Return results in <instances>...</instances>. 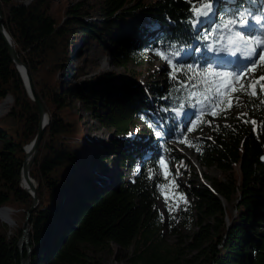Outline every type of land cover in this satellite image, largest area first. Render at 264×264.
<instances>
[{"label":"trees","instance_id":"obj_1","mask_svg":"<svg viewBox=\"0 0 264 264\" xmlns=\"http://www.w3.org/2000/svg\"><path fill=\"white\" fill-rule=\"evenodd\" d=\"M0 1L5 28L30 68L50 116L30 170L39 197L29 219L30 264H100L85 246L106 247L110 242L121 247L134 244L136 253L131 259L135 263L186 264L165 247L163 229L172 218L171 212L165 217L158 204L161 186L169 188L174 180L171 174L165 179L160 164L165 153L175 148L173 142L195 153L207 181L197 184L189 179L185 188L178 187L189 196L182 224L193 219L198 224L188 243L196 250V262L264 264V130H254L252 124L236 119L247 112L246 119H255L258 126L264 124V107H253L264 97L250 99L237 92L243 98L240 107L233 106L217 117L207 115L204 119L212 121L211 125L202 123L187 132L189 119L173 109L181 103L182 111L189 115L199 109L190 107L192 101L187 97L191 89L172 78L171 65L162 82L150 85L152 100L141 84L128 82V77L116 70L105 71L99 78L76 62L66 69L70 80H62L60 75L63 64L71 61L78 30L83 32L86 51L94 42L101 51L108 46L115 64L124 68L130 63L141 66L156 49L182 66H212L220 54L218 42L227 32L218 25L234 5L249 0H234L230 9L223 2L230 0H215L217 16L203 25L192 23L188 0H102L98 4L86 0ZM262 1L250 0L254 14L261 13ZM94 15L99 20L93 19ZM151 30L161 33L151 37ZM176 52L179 56L173 55ZM140 72L133 71L136 78ZM262 74L264 67L254 76ZM177 76L182 81L185 73ZM8 97H12L8 109L0 114V207L14 208L18 217L14 225L0 222V264H21L29 250L26 245L22 250L19 240L33 203L23 186L22 166L25 145L38 132L40 114L0 34V102ZM74 98L93 109L109 127V150L119 166L138 168L133 177L121 173L118 186L110 182L96 189L92 185L90 178L95 173L90 160L103 162L111 155L101 156L102 149L91 145ZM150 110L158 112L160 121L149 114ZM140 121L154 137L153 142L136 140L141 149L131 140L132 129ZM185 137L201 150L182 143ZM213 167L220 170L218 176L205 173ZM83 183L86 188L80 187ZM69 193L73 195L67 201Z\"/></svg>","mask_w":264,"mask_h":264},{"label":"rangeland","instance_id":"obj_2","mask_svg":"<svg viewBox=\"0 0 264 264\" xmlns=\"http://www.w3.org/2000/svg\"><path fill=\"white\" fill-rule=\"evenodd\" d=\"M24 1L28 2L29 0H24ZM86 1L98 4L102 0H86ZM233 1L234 0L223 1L225 8L230 9ZM250 6H252L251 3L245 1L244 7L249 8ZM259 6L261 7L260 9L264 8V1H262L259 4ZM215 8L216 6L214 3V10H216ZM261 11L262 14L260 16L264 17V10ZM93 19L99 20V16L94 15ZM140 20H145V19L144 17H140ZM249 23H254V21H251ZM155 30H153V32L151 30L148 34H150L151 37H153L161 33V30L159 31H155ZM232 30L236 31L239 29L233 27ZM255 34L260 35L261 33H255ZM229 35L230 33L227 31L225 35H223V39H221V41L218 42L219 50L232 47L228 41ZM82 39H83V32L81 30H78L77 37L74 38L76 42L73 43L71 48V52L73 51V49L75 52L73 51V54H71V61H66L63 64V69L60 73L62 80H70L69 79L70 73H67L66 69L71 65L73 66L76 62H79L81 65L85 67L89 75L97 74L99 78L101 77V75H103L102 73L105 71L116 70L120 72V74H125L128 77V82L141 84L144 87L145 91L147 92L148 98L150 100L154 98L152 89H150V85L155 81L162 82L163 78L165 77L164 75L165 71L168 70L169 72V64L165 59H161L156 53L152 52L150 53V58L147 59L141 66H136L133 63H130L129 68H124L122 66H117L115 64L111 49L108 48V46L105 47V51H101L100 49H98V47H96V42H94L91 44L89 50L86 51L87 47H85L86 44L82 43L81 41ZM85 52H88L89 54L86 55ZM223 53L229 54L230 52L222 51L221 54ZM238 55L242 56V53H238ZM219 56L215 57V59L218 61H216V63H212L213 68H217L218 71H234L239 68V62L237 60L233 64L236 66L230 67L227 66L226 64H222L221 57ZM140 70L141 72L138 78H136L133 71L135 72ZM87 78L88 76L85 79L87 80ZM234 95L239 96L240 103H242L243 101L242 96L236 93ZM3 102L4 101H1L0 104L1 103L3 104ZM73 105L74 108L82 114V118L86 125L87 133L91 141V145L95 148L102 149V152L99 153V155L101 156L111 155L107 159L103 160V162H100L99 161L100 159L92 158L90 160L95 173L93 177L90 178L92 180L91 181L92 185L94 184L96 189L102 188L103 185L106 184L104 180L105 176L108 177L109 182L115 183V185H117L121 173L124 176H128V178L133 177L134 173L136 172V170H138V168L119 166L120 164L116 160L115 154H112L111 150H109L110 149L109 127L105 125L102 119L96 117L95 111L93 109L86 108L83 102H81L77 98H74ZM7 107L5 105L4 108L0 110V114L6 111L8 109ZM100 110L105 111L103 108H100ZM238 110L239 109H237L236 112H238ZM149 114L153 116L157 121H160V116L156 110H150ZM145 127H146L145 124L142 121H140L139 125L132 129L131 140L133 141V145H136L139 149H141V146L139 145V143H137L136 140L153 142L154 139V137H152L151 135V132L149 130L147 131ZM203 132L207 133L208 130L205 128ZM173 144L175 145L176 150L175 148H170L168 152L165 153V155L163 156V159L167 162V172L174 176V180L172 181L175 182V185H178V187L182 186L185 188L186 183H189L188 181L189 179H191L190 181H194L197 184H200L202 182L204 183L207 182L203 174L204 168L200 164V162L196 159L195 153L192 150L182 147L180 144L176 142H173ZM143 152L147 153V151L145 150ZM105 170L109 173V175L106 173ZM161 173L163 174L165 173V169L162 165H161ZM205 173H208L210 176H218L220 174V170L216 167H213L209 170H205ZM112 174L115 176V177L113 176L114 178H110ZM97 175L100 177L101 180H103L102 184H99L98 180H96V178L98 177ZM80 187L86 188L87 185L83 183V185H81ZM178 187L171 185L167 189L166 194L168 195L169 200L167 201L165 200L164 190L158 197V204L161 208V212L164 214L165 217H168V212H171V218H172V222L166 228L163 229V242L165 244V247L170 248L173 254H177V256L180 259H183L186 262V264H198L196 262V257H195L196 250H193L188 246V243L191 238V234L197 228L198 224L196 223L195 219L189 221L188 223L182 224V218H183L182 210L185 208V205L189 202V196L187 195V193H185L184 190L182 191ZM72 195H73L72 193H69L67 197V201L71 198ZM170 206H174V209L171 211L169 210ZM229 207L233 209L231 205ZM10 210H11L12 222L9 223L1 218H0V222H6L9 225L15 224L16 217H18V212L12 207H10ZM174 228L178 229L177 233L174 232ZM177 247H180V249L177 250ZM85 249L88 252V254L92 256L93 260L94 259L97 260L100 264H142V263H135L131 259L132 255L136 253V246L134 244L131 245L130 247H121L115 242H110L109 246L106 247H99V246L95 247L92 245H86Z\"/></svg>","mask_w":264,"mask_h":264},{"label":"snow or ice","instance_id":"obj_3","mask_svg":"<svg viewBox=\"0 0 264 264\" xmlns=\"http://www.w3.org/2000/svg\"><path fill=\"white\" fill-rule=\"evenodd\" d=\"M214 2L215 0H188V3L191 5L189 11L192 17H194L192 19L194 25H203L209 19L217 16L218 9L214 10ZM252 7L254 6L245 8L244 3L234 5L233 10L228 13L227 18L222 19L221 24L218 25L219 29L227 30L230 33L228 41L232 47L221 50L230 52L231 55L236 56V60L239 62L237 70L218 71L217 68H213L211 65L204 68L192 64L182 66L174 63L160 49L155 50L157 55H160L171 65L172 70L170 75L172 78L178 80L181 87L191 89L188 91L187 97L189 101H192L190 107L199 109L198 112H191V115L187 111H182L184 108L183 103H181L179 108L173 109L177 114L182 113L185 118L189 119L190 127L186 128L187 132L195 131L202 123L211 125L212 121L204 119L207 115L217 117L221 113L226 114L233 106L240 107V97L234 95L237 92L247 95L250 99L258 96L264 97V74L259 77L254 76L258 68L264 67V17L254 14L251 10ZM261 10H264V8ZM201 17L205 19H201ZM249 18L254 23H249ZM258 25L259 27H257ZM233 27L239 30L233 31ZM255 33L262 34L256 35ZM221 38L223 39V36ZM238 53H242V56L238 55ZM173 55L179 56V53L176 52ZM178 73H185L182 81H179ZM257 87H259V93L257 92ZM253 107H264V99H259V103L253 104ZM247 116V112H241L236 119L241 120L245 124H252L254 130L257 127L264 130V124L258 126L255 119H246ZM216 127L218 129L219 126ZM209 139L211 138L209 137ZM181 142L195 148L197 151L201 150L198 145L193 144L187 137ZM160 164L165 169L164 175L167 180L169 175L167 172V162L161 158ZM151 176L152 172L149 170V177L151 178ZM169 183L178 187L174 181H170ZM161 187L165 191V200H169L166 194L168 185H162ZM173 209L174 206H170L169 210Z\"/></svg>","mask_w":264,"mask_h":264},{"label":"water","instance_id":"obj_4","mask_svg":"<svg viewBox=\"0 0 264 264\" xmlns=\"http://www.w3.org/2000/svg\"><path fill=\"white\" fill-rule=\"evenodd\" d=\"M0 34L4 42L6 43L7 48L9 49L12 59L14 60L15 64L21 71L25 84L27 86V89L31 97L37 104L39 108V114H40L38 132L35 138L30 143L25 145L26 153H25V158H24L23 166H22V177H23V181L26 183V186L24 184L23 186L31 194L33 203L28 210L26 219L23 224V234L19 240V246L23 250V247L26 245L29 250V253L25 257H22L21 264H30L31 247H30L29 219H30L31 213L37 208L39 204L37 183L35 182L34 178L30 175V170L34 162V159L38 154L40 143L44 136L47 124L49 123L50 116L48 114V111L46 109V106L42 98L40 97L38 91L35 88L34 81L30 73V68L28 67L26 63H24L21 60L20 55L16 49V46L12 42V37L10 36L9 32L5 28L4 12H3L1 1H0ZM261 161L264 163V154L261 156ZM104 180L106 184H110L108 177L105 176ZM118 183H117V186H118ZM6 207H9V206H6Z\"/></svg>","mask_w":264,"mask_h":264},{"label":"bare ground","instance_id":"obj_5","mask_svg":"<svg viewBox=\"0 0 264 264\" xmlns=\"http://www.w3.org/2000/svg\"><path fill=\"white\" fill-rule=\"evenodd\" d=\"M12 99V97H8L5 100H3V104H0V110H2L4 108L5 105H7L10 100ZM108 175L109 173L106 172ZM23 184L26 186V183L23 181ZM0 218L11 223L12 222V218H11V210L9 207H5V206H1L0 207Z\"/></svg>","mask_w":264,"mask_h":264}]
</instances>
